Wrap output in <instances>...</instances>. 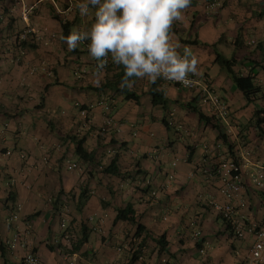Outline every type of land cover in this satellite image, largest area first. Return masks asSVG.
I'll return each mask as SVG.
<instances>
[{"label": "crops", "instance_id": "1", "mask_svg": "<svg viewBox=\"0 0 264 264\" xmlns=\"http://www.w3.org/2000/svg\"><path fill=\"white\" fill-rule=\"evenodd\" d=\"M207 1L191 0L170 35L181 54L190 49L198 58L195 75L227 104L229 127L213 116L199 88L134 77L128 89L136 99H126L98 87L119 66L109 57L98 69L87 40L68 51L52 15L71 21L70 31L87 30L98 5L81 15L77 0H24L31 6L24 19L20 6L0 0V264H25L28 250L38 264H246L253 238L233 237L211 204L225 201L221 180L202 170L221 158L243 164L237 150H250L244 188L233 201L236 217L247 223L264 215V189L248 176L264 161V44L256 46L264 42V0H221L212 11ZM24 30L35 47L16 42ZM216 51L235 60L233 70L252 86L249 100ZM151 87L164 90L165 107L152 103ZM105 115L113 123L102 130ZM84 136L93 161L73 157L74 139ZM109 149L118 153L119 176L100 172ZM68 160L80 167L66 169ZM125 206L135 221H114ZM58 212L75 244L64 237Z\"/></svg>", "mask_w": 264, "mask_h": 264}, {"label": "clouds", "instance_id": "2", "mask_svg": "<svg viewBox=\"0 0 264 264\" xmlns=\"http://www.w3.org/2000/svg\"><path fill=\"white\" fill-rule=\"evenodd\" d=\"M191 0H77L81 15L89 13V5H98L95 21L87 30L74 28L60 39L67 50L87 40L89 57L105 69L108 58L123 66L122 87H131L133 77L189 83L190 74L198 72V58L190 49L178 51L170 31L174 21ZM99 83V81H97Z\"/></svg>", "mask_w": 264, "mask_h": 264}, {"label": "built area", "instance_id": "3", "mask_svg": "<svg viewBox=\"0 0 264 264\" xmlns=\"http://www.w3.org/2000/svg\"><path fill=\"white\" fill-rule=\"evenodd\" d=\"M221 0H208L207 7L212 11L219 4ZM12 6L21 7V15L25 19L28 10L31 6H27L24 0H10ZM29 30H24L20 32L16 37V42H20L25 38L27 33H30ZM190 82L185 84L180 81H170L176 83L185 88H199L202 94V101L209 103L212 109L214 117L222 120V122L229 127L228 122V106L222 100V98L217 95L216 92L212 90L202 78L196 76L195 74H190ZM110 101L103 102L102 107L104 111L109 112ZM81 114H85L86 110L81 109ZM113 123L112 118L105 115L103 119V125L101 126L102 130H105L106 126H111ZM237 153H239L243 164L232 158H221L220 161L216 162L214 165L209 168H204L202 171L204 176L212 177L216 175L221 183L218 187L219 194L225 199L224 202H218L215 200L211 201V204L214 210L221 216L223 221L228 223L232 229V235L235 238H242L246 234L251 235L253 242L249 250L246 264H264V215L259 219L249 221L247 223H241L236 217V208L233 201L239 197L240 192L244 188L243 182V168L242 165L249 164L250 150L243 149L241 146L238 148ZM66 169L75 170L80 166L76 161L68 160L65 164ZM248 176L251 180V183L259 189H264V161L260 164H257V168L248 172ZM12 180V179H11ZM13 181V180H12ZM244 201H240V205H243ZM60 216V227L64 231V237L70 239V233L68 230V219L65 214L58 212ZM17 215L14 214L13 217ZM194 238L199 237V232L195 231L193 234ZM16 240V235L12 239L10 246H14V241ZM57 245V243H56ZM23 262L25 264H38L39 260L37 255L32 251L28 250L23 256Z\"/></svg>", "mask_w": 264, "mask_h": 264}, {"label": "trees", "instance_id": "4", "mask_svg": "<svg viewBox=\"0 0 264 264\" xmlns=\"http://www.w3.org/2000/svg\"><path fill=\"white\" fill-rule=\"evenodd\" d=\"M53 18H55L62 29V34L63 35H67L70 32L71 29V25L72 22L69 20H63L60 17L57 16V14L53 13ZM30 33H27L25 38H23L19 44L21 43V45H24L26 47L29 48H33L35 47V42L32 37V35L30 36ZM264 42H259L258 44H256V46H261L263 45ZM264 51V48H261ZM216 55V61L220 64V66H223L226 68V70L229 72V74L231 75V78L234 82V84L236 85V87H238L243 95L246 97V99H250L251 97V93H252V86L251 85H245L244 84V79L242 76H240L238 73H236L233 70V66L235 65V60L233 58H226L223 54H221L220 52H215ZM118 71L116 73H114L113 75H111L110 78H106L105 81L103 83H101L98 87H110L113 88L115 91H118L119 93L123 94L124 98L129 99H136V95L134 92L129 91L128 87H122L121 86V78L124 75V71H123V66H119L118 67ZM134 78V77H133ZM150 94L152 97V103L153 104H159L162 107L166 106V98L164 97V90L160 89V90H156L153 89V87L150 88ZM82 107V106H81ZM200 115V114H199ZM201 117V116H200ZM206 120H208L207 117H205ZM163 124L166 127H169L170 124L167 121V118L164 117L163 118ZM218 129V135L219 137H222L223 140H227V137L224 133H222V131L219 129V127H217ZM74 139V138H73ZM76 140V144L74 145V152L77 155V157H79L80 159L84 160V161H93V156L91 155V153L83 146V143L85 141V136L83 138H79V139H74ZM231 145H229V149H230ZM114 151V150H112ZM99 164V163H98ZM100 165V172L112 177L113 175L115 176H119L121 171L119 168V164H118V153L117 152H113L111 154V156L109 157V160H107V164L104 163L103 164H99ZM212 166V165H211ZM55 202V201H54ZM127 220L130 222H134L135 218L133 216V210L129 207H119L117 208V213L115 216L114 221L117 220ZM82 232H81V236L78 239L80 240H85V231H86V227L84 228L82 225ZM140 224H137V229H139ZM68 230H69V226H68ZM72 233H70V242L74 243L77 242V240L75 241V238L73 236H71ZM161 239H159V241L162 243L163 242V236H160ZM75 244V243H74ZM0 250L3 253V245L2 242L0 241ZM3 264H6V262L4 261Z\"/></svg>", "mask_w": 264, "mask_h": 264}, {"label": "rangeland", "instance_id": "5", "mask_svg": "<svg viewBox=\"0 0 264 264\" xmlns=\"http://www.w3.org/2000/svg\"><path fill=\"white\" fill-rule=\"evenodd\" d=\"M230 50H232V49H230ZM107 153H113V151H111V149H109L108 151H107ZM74 158H77V156L75 155V156H73ZM107 156H106V152L104 153V155H103V158L105 159ZM103 159V160H104ZM101 161H99V164H103L104 165V163H100ZM105 162V161H104ZM107 162V161H106ZM105 175V174H104ZM106 176V175H105ZM13 177H10L9 178V180H11ZM14 179V178H13ZM219 226H221V223L219 222Z\"/></svg>", "mask_w": 264, "mask_h": 264}]
</instances>
